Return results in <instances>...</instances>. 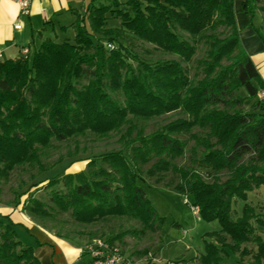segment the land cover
<instances>
[{"label": "trees", "instance_id": "1", "mask_svg": "<svg viewBox=\"0 0 264 264\" xmlns=\"http://www.w3.org/2000/svg\"><path fill=\"white\" fill-rule=\"evenodd\" d=\"M257 2L243 0L242 11L253 18ZM109 17L119 24L105 26ZM73 27V38L45 39L30 54L0 59V178L34 161L52 139L107 135L127 125L122 148L49 180L45 195L22 209L42 217L69 212L80 223L127 216L140 224L109 238L112 245L160 232L162 217L142 174L157 182L167 177L165 188L190 194L198 215L220 225L196 262L230 264L225 248L244 257L251 253L246 243L257 244L263 256L256 225L264 226V215L246 204L237 216L233 206L264 184V80L240 40L234 0H91ZM254 29L264 44V33ZM127 32L179 59H138L113 44ZM200 41L206 46L197 61L201 77L191 82L182 61H191ZM177 110L182 117L148 133L132 121ZM181 133L193 141L188 148ZM60 181L65 190L53 188ZM14 226L0 216V264H41Z\"/></svg>", "mask_w": 264, "mask_h": 264}, {"label": "rangeland", "instance_id": "2", "mask_svg": "<svg viewBox=\"0 0 264 264\" xmlns=\"http://www.w3.org/2000/svg\"><path fill=\"white\" fill-rule=\"evenodd\" d=\"M259 6H264V0H258L256 3L253 21L255 26H258L264 33V11ZM108 20H113L111 24L115 26L120 22L117 17H109ZM105 24L107 26L109 23L106 21ZM221 29L219 28L216 32L222 34ZM69 35L66 34V37L72 38ZM92 36L95 41H105V38L100 34L92 33ZM185 36L187 35L185 34ZM113 44L116 47L120 46L122 50H126L138 59L150 63H154L156 60L179 59L178 56L163 52L128 32L123 37H118L113 41ZM205 48L203 41L197 42L196 53L191 61H182L191 82L201 77L197 61L203 56ZM130 61L132 60L130 59ZM248 101L245 105L248 104ZM182 116L183 114L177 110L160 116L146 119L137 118L132 121L137 126H142L148 133ZM126 127L127 125H123L120 129L107 135H98L87 131L62 141L52 139L51 145L40 148L34 161L18 164L5 177L0 178V202L20 206L22 209L23 203L29 198H42L41 196L45 195L43 186L49 180L60 179L64 174L75 173L74 171L83 169L84 162L88 161L90 157L96 158L98 161L100 154L122 148L120 136ZM179 136L185 142L186 148L192 145L193 141L187 133H181ZM202 172L204 173V170ZM142 176V180L147 182L146 184L141 182L147 192V197L151 200L158 215L162 217L160 232L146 231L139 236H126L121 240H115L112 244L113 247L118 248L120 253L131 261V264H199L195 258L204 253L206 242L214 239L213 232L219 230V223L216 220L207 221L192 210L190 194L165 188L163 183L168 179L167 177L163 179L164 182H157L155 177H148L145 174ZM53 188L65 190L61 181ZM246 204L253 209L255 214L264 215V184L255 190L248 191L245 199L237 198L235 200L233 206L237 216L242 215ZM25 212L57 235L77 240L84 245L85 252L79 262L75 264H93L92 254L87 247L93 245L96 240L108 242L109 238L122 230L140 227L136 220L127 216L106 217L92 223H80L72 218L69 212H57L50 217ZM14 229L17 238L23 244H31L35 249H39L38 241L41 239L42 233L35 221L28 227L17 224ZM256 232L264 242V226L257 224ZM244 245L251 250L248 256L242 257L239 253L225 248L226 260L230 264H264V255H259L257 244L246 243ZM145 249L148 251L147 253H143Z\"/></svg>", "mask_w": 264, "mask_h": 264}, {"label": "crops", "instance_id": "3", "mask_svg": "<svg viewBox=\"0 0 264 264\" xmlns=\"http://www.w3.org/2000/svg\"><path fill=\"white\" fill-rule=\"evenodd\" d=\"M91 0H31L29 13L19 14V8L13 0H0V59L17 58L24 49L30 54L45 39L62 40L66 34L73 38L76 13H84ZM96 3H110L112 0H94ZM123 2L124 0H117ZM242 1L234 0V11L239 36L243 47L251 56L264 80V44L255 32L254 17L242 11ZM113 20H107V27H115ZM21 23L15 29V23ZM69 35V36H70ZM86 162H84L86 167ZM79 169L74 172H78ZM0 216H7L15 226H30L33 221L40 227L39 249L31 244L41 264L78 263L84 245L71 238L57 235L29 216L20 206L0 202Z\"/></svg>", "mask_w": 264, "mask_h": 264}, {"label": "built area", "instance_id": "4", "mask_svg": "<svg viewBox=\"0 0 264 264\" xmlns=\"http://www.w3.org/2000/svg\"><path fill=\"white\" fill-rule=\"evenodd\" d=\"M17 3L19 8V14H28L31 0H13ZM15 29L21 28V23L17 22L14 24ZM109 48H113L111 43L107 44ZM24 54L28 53L27 49L23 50ZM260 97L264 96V89L259 93ZM192 210L198 212V207L191 205ZM92 254L93 264H131V261L120 253L119 249L113 247L108 242L103 240H96L93 245L87 247Z\"/></svg>", "mask_w": 264, "mask_h": 264}]
</instances>
